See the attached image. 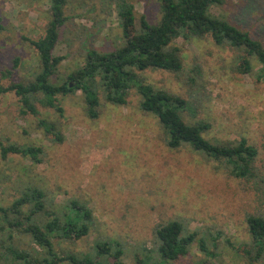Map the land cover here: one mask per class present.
<instances>
[{
	"label": "rangeland",
	"instance_id": "obj_1",
	"mask_svg": "<svg viewBox=\"0 0 264 264\" xmlns=\"http://www.w3.org/2000/svg\"><path fill=\"white\" fill-rule=\"evenodd\" d=\"M138 15L151 22L160 17L158 0H132ZM48 0H0V70L20 63L12 77L0 83L33 78L38 68L35 48L28 40L45 33ZM69 20L62 29L55 54L64 57L60 72L67 74L83 64L92 47L110 50L122 41V29L112 0H68ZM213 12L249 30L264 43V0H225ZM185 68L198 65L204 91L189 121L211 123L210 138L245 135L259 150L264 171V80L256 71L236 70L233 53L211 37L178 39ZM148 81L188 97L187 87L164 70L145 72ZM65 113L37 104L39 113H22V102L13 92L0 95V142L42 146V162L0 149V204H10L28 182L47 187L57 204L70 197L89 201L97 223L89 235L64 246L87 250L100 236L125 242V264H140L144 247L151 248L154 226L181 219L198 232L190 252L175 264H248L244 248L250 236L245 216L255 210L254 194L239 178L229 176L218 163L188 146L170 148L157 118L139 107L140 96L131 90L127 103L115 105L100 95L99 116L85 111L84 96L58 95ZM41 118L56 120L65 139L54 143L39 126ZM207 239L215 256H207L198 239ZM217 247H214L213 240ZM258 264H264V257Z\"/></svg>",
	"mask_w": 264,
	"mask_h": 264
},
{
	"label": "trees",
	"instance_id": "obj_2",
	"mask_svg": "<svg viewBox=\"0 0 264 264\" xmlns=\"http://www.w3.org/2000/svg\"><path fill=\"white\" fill-rule=\"evenodd\" d=\"M48 1L44 35L25 38L37 53L35 75L7 86L0 83V95L13 91L22 102L23 114L37 115L39 103L63 117L65 109L58 95L81 91L85 111L95 119L101 94L110 103L122 105L135 90L141 111L157 118L170 148L188 146L217 162L253 192L257 207L246 213L250 243L242 251L248 264L260 263L264 257V171L258 163L259 150L245 135L232 139L207 137L211 128L208 120L189 121L185 117V111L195 112L204 87L198 65L186 70L184 51L177 41L211 37L216 45L233 53L237 71H256L263 80L264 43L249 30L213 12V7L222 6L225 0H158L161 13L157 22H151L145 14L138 15L132 0H112L122 29L121 43L110 50L90 48L83 64L64 76L60 72L64 57L56 55L55 49L69 20L68 0ZM4 29L0 20V32ZM19 63L20 57L15 56L11 68L0 70L1 77H12ZM148 70L173 73L187 87L188 97L149 82L145 74ZM39 126L50 141H64L56 120L41 118ZM0 149L3 158L16 153L30 157L34 164L43 161L42 146L7 141L0 142ZM96 223L89 201L70 197L57 204L47 187L28 182L10 204H0V264H125L126 244L115 238L100 236L87 250L64 246V242L75 245L89 235ZM197 235L181 219L159 222L153 228L151 248L144 247V256L136 253V259L140 264L178 263L189 254ZM198 241L207 256H215L207 239Z\"/></svg>",
	"mask_w": 264,
	"mask_h": 264
}]
</instances>
